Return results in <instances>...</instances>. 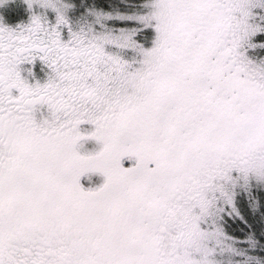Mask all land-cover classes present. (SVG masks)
<instances>
[{
	"label": "snow or ice",
	"instance_id": "obj_1",
	"mask_svg": "<svg viewBox=\"0 0 264 264\" xmlns=\"http://www.w3.org/2000/svg\"><path fill=\"white\" fill-rule=\"evenodd\" d=\"M25 3L0 22V264H264V0Z\"/></svg>",
	"mask_w": 264,
	"mask_h": 264
},
{
	"label": "rangeland",
	"instance_id": "obj_2",
	"mask_svg": "<svg viewBox=\"0 0 264 264\" xmlns=\"http://www.w3.org/2000/svg\"><path fill=\"white\" fill-rule=\"evenodd\" d=\"M37 6H33V9L30 11L28 9V5L25 3V0H7L6 3L0 4V22H2L5 26L15 28L21 24H26L29 22V19L33 12H40ZM15 22H8L10 19H15ZM36 69L40 71V65L37 64ZM38 71V72H39ZM90 127H82V131L85 129H89ZM99 145L95 143V141H89L84 144V147L80 149L82 154L91 153L99 150ZM103 177L99 174L93 175L92 185L91 186H99L103 183ZM85 186L89 185L85 183Z\"/></svg>",
	"mask_w": 264,
	"mask_h": 264
},
{
	"label": "flooded vegetation",
	"instance_id": "obj_3",
	"mask_svg": "<svg viewBox=\"0 0 264 264\" xmlns=\"http://www.w3.org/2000/svg\"><path fill=\"white\" fill-rule=\"evenodd\" d=\"M17 19H18V18L10 19L8 22H10V23H11V22H15V20H17ZM38 71H39V70L36 69L37 75L40 76V77H42V76H43V73H42L41 71H39V72H38ZM82 127H91V126H89V125H82Z\"/></svg>",
	"mask_w": 264,
	"mask_h": 264
}]
</instances>
